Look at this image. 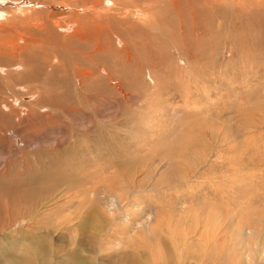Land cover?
Listing matches in <instances>:
<instances>
[{"label":"rangeland","instance_id":"rangeland-1","mask_svg":"<svg viewBox=\"0 0 264 264\" xmlns=\"http://www.w3.org/2000/svg\"><path fill=\"white\" fill-rule=\"evenodd\" d=\"M28 1L0 0V264H169L176 230L264 207V0Z\"/></svg>","mask_w":264,"mask_h":264},{"label":"bare ground","instance_id":"bare-ground-1","mask_svg":"<svg viewBox=\"0 0 264 264\" xmlns=\"http://www.w3.org/2000/svg\"><path fill=\"white\" fill-rule=\"evenodd\" d=\"M28 2L30 3L29 6L25 5V7H27V9H32L33 5H31V4H34V3L32 1H28V0H26V2H24V3H28ZM106 2L109 5V6H107L109 9H113L114 6L116 5V4L114 5V3L112 1H109V0ZM74 6H76V5H74ZM96 6H99V4L97 3ZM116 11L118 12L119 9H116ZM4 17H6V10L0 8V20H2ZM107 20H108V22H110L113 20V18H112V20L111 19H107ZM117 20L114 19L116 24H120V22L123 23L122 21H120V19H119V21H117ZM151 27L152 26H150V28ZM70 28L71 27L69 24L68 30ZM42 29L47 30V27L45 28V26H43ZM15 50L17 52H19L20 48H16ZM15 50H14V52H15ZM20 67L24 68L25 65L22 64V65H20ZM17 70H20V69H17ZM2 71H3V69H2ZM8 72H10V71H8ZM60 182H61V180L60 179L57 180L56 178L51 180V183L53 185H55V188H56V185ZM96 189H97V185L93 186L92 189H90L92 191L87 190V191H83V193L78 192V193H76V199L79 198V196L77 197V195H79V194L80 195L82 194L81 196L88 197V195H92L93 193H95ZM37 193L38 192L36 189H30V190H27V194L25 193V191L23 194L25 196H28V199L32 200L36 196L35 194H37ZM90 201H92V199ZM129 203H134V200L132 199V197H130ZM76 204L80 205L79 202H76ZM128 205H129L128 203H124L121 201L113 202V204H111L109 206L110 211L113 214H115L116 213L115 207L118 206V207H122L124 209V213L116 215L115 217H113L114 219L112 221L116 220V218H118L119 216L122 215V216H124V218H123L124 226L131 227L130 223L126 222V220H124L125 218H127L126 209H128L127 208ZM137 207H138V205L134 203L133 209H137ZM237 209L239 211H237ZM237 209L234 210L232 215H230L229 213L224 212V211H221L220 213L213 211L214 212L213 214L209 213L206 215V219L204 220L202 225H201V222L197 219L196 222L193 224V229L190 233H187L186 230H183V231L182 230H176L175 231V234L177 235L176 245L174 246V250L171 251V253H173V255L171 256V258L169 260V264H171V263L172 264H264V256L261 257L262 245H258L257 241L254 242V238H253L257 232L262 231L264 228V207H254V208H252V207H237ZM135 212H136V214L137 213L141 214V212H143V211L135 210ZM226 213H227V215H225ZM111 216H112V214H111ZM84 217H85V215H84ZM228 220H229V222L238 220V223L240 224L238 226L240 232L243 231L244 228L248 229L250 231V233L248 235V237L250 239L248 241V243L250 244L248 246L249 249L246 250L244 252V254H243V252L241 254L237 253L236 255H233L231 257L224 250L222 252V249L218 245L220 235H221L222 231L224 230L225 226L227 225ZM139 225H140V229L144 233L150 234L151 230L154 229L156 223L152 219V217L149 216L145 220L142 219L141 223ZM159 225L162 226L163 224L159 223ZM199 227H200V229H199ZM81 228H83V227H81ZM107 229L108 228L106 225L103 228L98 229L97 236L100 239L101 246H103V241H104L103 239H104V236L107 232ZM161 230H162V227H161ZM123 234H125V233H123ZM146 234L145 235L142 234V236H146ZM190 234H192L198 238L197 243L194 242L192 244L190 243V245L189 244L184 245L185 241H188V240L184 239L183 237H186ZM146 239L147 238H145L144 240H142L140 242L144 243L146 241ZM148 240H151V239H148ZM129 242H132V239H130ZM187 243H189V242H187ZM155 245H157L156 249H157V252L159 253L157 255L158 256L162 255V252L164 250L163 242H157V244H155ZM190 249H193V251H191V253L189 255L188 252L190 251ZM130 254H133V255H135L136 258H138V261L134 260L133 264H137V263L140 264V262L145 260V258H146V254L144 253V251L140 253L139 251L137 252L134 250L133 253H130ZM155 257L152 256V254L149 255V258L152 260V264H157L156 259L158 257L157 256H155ZM149 258H148V260H145L144 264H148ZM159 258H161V257H159ZM171 259H172V262H171ZM43 261L46 262V258H43ZM69 263L70 264H88L86 261H78L77 258L76 259H69ZM9 264H26V263H24L23 259H20L17 257V259H15V258L10 259ZM97 264H100V259L98 258V256H97ZM162 264H168V263H167V261H165Z\"/></svg>","mask_w":264,"mask_h":264}]
</instances>
